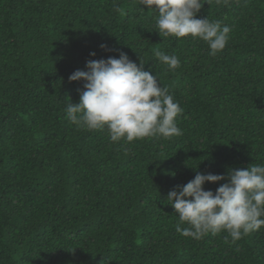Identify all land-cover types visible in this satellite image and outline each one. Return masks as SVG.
Segmentation results:
<instances>
[{
	"label": "trees",
	"instance_id": "trees-1",
	"mask_svg": "<svg viewBox=\"0 0 264 264\" xmlns=\"http://www.w3.org/2000/svg\"><path fill=\"white\" fill-rule=\"evenodd\" d=\"M140 7L0 0V264H264V227L231 246L226 232L182 237L166 201L197 171L226 177L204 185L215 193L230 169L264 164V0L203 5L197 19L232 29L215 57L160 37L158 13ZM121 52L169 88L183 135L110 143L66 118L83 90L69 76Z\"/></svg>",
	"mask_w": 264,
	"mask_h": 264
},
{
	"label": "clouds",
	"instance_id": "clouds-1",
	"mask_svg": "<svg viewBox=\"0 0 264 264\" xmlns=\"http://www.w3.org/2000/svg\"><path fill=\"white\" fill-rule=\"evenodd\" d=\"M222 2L227 5L229 0H216L217 4ZM137 3L140 11L158 13L156 28L160 37L199 39L207 44L213 57L228 44L232 31L229 26L208 17L196 18L208 0H137ZM100 47L105 49L106 45ZM155 55L170 70L180 67L175 54L157 51ZM68 79L83 82L78 102L68 99L64 109L66 118L81 130L107 131L110 143L183 135L177 125L183 109L169 88L161 86L156 75L123 52L118 58L90 59L85 70L75 71ZM225 178L197 171L194 179L168 193L166 201L177 216L178 234L200 240L208 234L226 232L224 242L231 246L264 227V164L230 169L228 182L221 184L215 193L204 190L206 183L216 184Z\"/></svg>",
	"mask_w": 264,
	"mask_h": 264
}]
</instances>
